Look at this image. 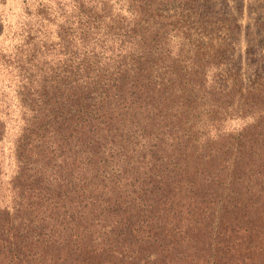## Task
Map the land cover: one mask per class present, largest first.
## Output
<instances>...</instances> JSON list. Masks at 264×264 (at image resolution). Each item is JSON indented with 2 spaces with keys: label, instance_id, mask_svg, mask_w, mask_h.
Masks as SVG:
<instances>
[{
  "label": "trees",
  "instance_id": "16d2710c",
  "mask_svg": "<svg viewBox=\"0 0 264 264\" xmlns=\"http://www.w3.org/2000/svg\"><path fill=\"white\" fill-rule=\"evenodd\" d=\"M169 1L184 8L196 0H130V20L113 17L104 0H76L78 47L64 64L57 85L58 104L50 107L47 94L28 92L35 104H28L31 116L16 148L20 169L13 186L17 201L13 210L0 205V264H188L186 254L175 252L179 244L172 240L174 231L166 232L160 216L154 221L156 201H144L149 214L142 218L140 200L164 188L158 200L161 209H168L172 186L185 191L179 202L187 205L189 215H206L209 203L192 201L189 196L200 186L199 170L191 173L185 166L186 153L172 145L167 160L158 152L152 162L146 154L141 160L139 156H125L120 163L112 160L123 156L132 143V133L144 139L141 146L164 151L162 141L186 126L181 114L189 111L176 114L175 106L187 105L197 97L196 87L206 84L201 60H212L219 70L229 65L226 48L217 47L213 58H206L198 46L204 42H189L190 28L184 24L189 18L177 12L166 15L162 7ZM193 76L199 79L194 81ZM230 76L234 77L233 99L239 95V110L250 121L229 147L249 159L248 163L234 161L236 168H245L234 171L235 177L256 183L253 190L237 186L240 197L232 209H218L224 219L229 220L232 212L239 216L238 223H247L237 226L245 231L239 229L226 240H218L222 260L237 233L264 237V74L246 81L229 67L216 92L222 99L233 91ZM176 93L180 100L170 103ZM138 109L144 126L138 124L139 118L124 133L122 117ZM156 124H163L162 134H155L151 145L145 140L153 134L141 133V129H153ZM4 131L0 123V142ZM210 152V147L202 149L199 160ZM142 164L148 169L143 177L124 174L128 166L138 170ZM246 168L254 179L237 175ZM112 183L114 189L132 188L131 193L106 199L109 192L104 190Z\"/></svg>",
  "mask_w": 264,
  "mask_h": 264
},
{
  "label": "rangeland",
  "instance_id": "374dc122",
  "mask_svg": "<svg viewBox=\"0 0 264 264\" xmlns=\"http://www.w3.org/2000/svg\"><path fill=\"white\" fill-rule=\"evenodd\" d=\"M104 2H107L108 11L113 17L131 19L130 0ZM75 5L76 0H0V123L5 128L0 142L2 208L13 210L17 201L13 179L20 169V163L16 148L27 118L31 116L28 104H35L29 99L28 92L33 94L32 96L47 94V98H51L47 99L50 101V107L59 102L60 88L57 85L61 84L64 64L78 47ZM178 5L169 1L162 9L166 15L171 16L177 12L189 18L184 22L185 26L190 28L189 42L193 44L198 39L204 42L202 45L198 44L206 52L204 57L213 58L212 53H216L217 47H221V51L226 48V54L230 56L229 65L224 69L226 74L224 70L216 69L212 60L202 59L205 86L196 87L197 97L190 99L187 105H176L174 108L176 114L182 110L189 111L181 114V122L186 123L184 129L174 137L166 136L169 139L165 138L161 145L164 151L158 147L150 151L147 146H141L144 139L137 137L138 133H132V143L123 156L118 155L112 160L114 163H120L125 156H134L135 159L139 156L141 160V156L146 154V160L152 162L157 152L167 160L170 145L185 152V166L191 173L199 170L197 179L200 186L193 189L189 196L193 197L192 201L209 203L204 211L206 215H189L186 211L187 205L179 202L185 191L179 192L171 186L168 209H161V201L158 200L164 188H156L159 193L154 197L145 195L140 200L142 218L149 214V208L144 206V201L154 199V221L160 216L166 224V232L174 231L172 240L179 244L175 252L186 254L185 261L188 264H264V237L254 239L247 232L235 235L229 252L221 256L225 261L219 255L221 248L218 247V240H226L239 229L245 231L237 226L247 223H238L239 216L232 212L229 220L224 219L225 216L218 209L225 206L232 209L237 197H240L237 186L243 185L253 190L256 182H243L235 177L234 171L245 168H236L234 161L248 163L249 159L245 160L244 155L229 149L237 142V133L250 122H247L249 117H242L243 113L239 110V95L233 99L234 77L229 78V88L233 90L230 97L222 99L220 94L216 93L220 90L218 83L226 79L229 67L239 71L246 81L258 74H264V0H196L184 8L177 7ZM191 43L188 44L192 46ZM186 55H190V52ZM192 79L197 81L199 78L193 76ZM215 88H218L217 91ZM178 95L174 94L170 103L177 104L180 100ZM139 111L140 109L137 112H128L122 117L120 126L124 133L130 130L131 124H135L139 118L141 121L138 124H141V128L144 126L143 115ZM173 120L177 122L178 119L175 117ZM162 128L163 124H156L153 129H141V133L145 131L153 134L149 140H145L146 143L152 145V139L155 134H162ZM183 130L188 132L183 134ZM154 142L160 144L158 139ZM206 147H210L211 152L203 160H199V153ZM146 166L142 164L137 170L132 169L130 165V170H125L124 174L129 178L136 177V174L143 177L148 170ZM202 172L205 173L204 178ZM237 175L255 178L247 168L246 172ZM207 177L210 179L205 182ZM113 186L112 183L104 190V193L109 192L105 196L106 199L119 194L124 197L132 190L130 187L114 189ZM210 193L213 194L211 198ZM101 200L100 198L99 201ZM64 233L65 231L62 232Z\"/></svg>",
  "mask_w": 264,
  "mask_h": 264
}]
</instances>
